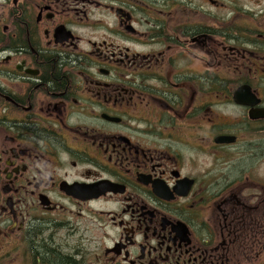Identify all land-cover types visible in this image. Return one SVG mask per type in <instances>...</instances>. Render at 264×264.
<instances>
[{
  "label": "flooded vegetation",
  "instance_id": "af4514ba",
  "mask_svg": "<svg viewBox=\"0 0 264 264\" xmlns=\"http://www.w3.org/2000/svg\"><path fill=\"white\" fill-rule=\"evenodd\" d=\"M262 110L264 0H0V264H264Z\"/></svg>",
  "mask_w": 264,
  "mask_h": 264
},
{
  "label": "water",
  "instance_id": "95a60500",
  "mask_svg": "<svg viewBox=\"0 0 264 264\" xmlns=\"http://www.w3.org/2000/svg\"><path fill=\"white\" fill-rule=\"evenodd\" d=\"M239 96H240V94H238V93H236L235 96H234V101L236 103H238L239 105H250L247 101H241V100H239L240 99ZM254 114H255V116L253 118V115L250 113L251 119H256L257 120V119L264 118V110L259 111L257 113L255 112ZM231 141H232V139L231 138H228V137L221 138V139L218 140V142H221V143H230Z\"/></svg>",
  "mask_w": 264,
  "mask_h": 264
},
{
  "label": "trees",
  "instance_id": "16d2710c",
  "mask_svg": "<svg viewBox=\"0 0 264 264\" xmlns=\"http://www.w3.org/2000/svg\"><path fill=\"white\" fill-rule=\"evenodd\" d=\"M58 264H70L69 262H61V263H58Z\"/></svg>",
  "mask_w": 264,
  "mask_h": 264
},
{
  "label": "rangeland",
  "instance_id": "374dc122",
  "mask_svg": "<svg viewBox=\"0 0 264 264\" xmlns=\"http://www.w3.org/2000/svg\"><path fill=\"white\" fill-rule=\"evenodd\" d=\"M231 111H232L231 109H229V110L227 109V112H228V113L231 112Z\"/></svg>",
  "mask_w": 264,
  "mask_h": 264
}]
</instances>
